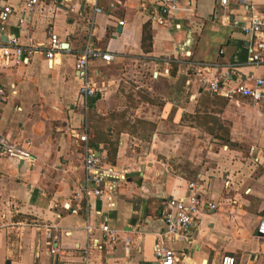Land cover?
<instances>
[{
  "label": "crops",
  "instance_id": "crops-1",
  "mask_svg": "<svg viewBox=\"0 0 264 264\" xmlns=\"http://www.w3.org/2000/svg\"><path fill=\"white\" fill-rule=\"evenodd\" d=\"M249 1L253 13L264 18V0ZM25 2L0 0V10L11 7L0 40L13 35L19 46L38 48L23 62L12 56L7 63L0 60V88L6 93L0 100V137L30 153L21 160L0 152V264H155L152 244L162 226L160 204L186 195L188 183H195L201 199L214 208L204 211L188 241H168L181 263L219 264L223 254H230L234 264H264V236L255 232L264 212V102L201 90L211 108L220 104L210 113L219 124L212 129L219 134L215 140L222 145L195 171L170 172L168 163L158 159L151 165L125 160L122 141L110 161L108 148L96 138L99 130L89 127L94 138L90 142L88 135L90 146L126 169L127 178L113 193L111 206L95 197L71 199L83 178V148L71 132L80 130L90 105L103 115L104 108L117 102L114 79L105 74L108 63L100 60L90 64L95 95L83 100L77 94L73 62L87 37L94 47L111 52L112 61L142 58L153 78L169 86L181 81L186 98L195 100L198 71L211 78L228 68L231 84H250L248 75L264 77V65H246L247 37L232 23L240 9L233 3L223 8L218 0H177L176 11L159 23L149 17L159 0H37L23 14ZM143 28L146 46L141 43ZM49 30L61 47L66 44L55 52L51 67L43 53ZM153 97L167 99L154 112L158 126L165 111L174 120L181 114L166 110L172 107L171 91L167 98L161 93ZM170 159L178 161L173 162V154ZM104 219L117 240L98 250L92 243L100 237L98 225ZM45 225L59 235L53 255L47 253Z\"/></svg>",
  "mask_w": 264,
  "mask_h": 264
},
{
  "label": "built area",
  "instance_id": "built-area-1",
  "mask_svg": "<svg viewBox=\"0 0 264 264\" xmlns=\"http://www.w3.org/2000/svg\"><path fill=\"white\" fill-rule=\"evenodd\" d=\"M37 0H26L22 13L30 11L33 4ZM177 0H159L158 8L149 16L151 20H157L163 23L162 16L173 14L176 11ZM230 3L236 5L240 11L236 13L232 20L233 24H239L241 32L247 37L246 41V65L257 66L264 65V18L253 13L252 5L249 0H218L221 7H227ZM95 12H99L98 8H94ZM11 13V7L3 6L0 10V32L3 31V22ZM80 15V12L78 11ZM20 21V20H19ZM91 24V22L89 21ZM122 25V21H118ZM8 45H11V49ZM60 40L52 31H47L46 48L43 53L48 61L47 65L52 66L51 59L56 51L61 50ZM38 48L22 47L16 44V38L13 35H7L6 41L0 40V60L7 63L9 57L15 60L26 61L30 55L37 52ZM114 56L111 52L101 50L94 47L88 37L82 49L75 54L73 62V71L78 80L77 94L81 99L94 96L96 87L91 80L94 70L90 67L91 62L100 60L109 63ZM205 67H203L204 69ZM167 73L168 68L162 70ZM196 79L197 88L210 94H216L224 98L232 99L237 96L247 98L253 104L264 102V77H255L248 75L250 84L242 81L231 84L230 72L225 68L217 76L211 78L205 77L201 71L197 72ZM188 83V81L186 82ZM6 98L3 88H0V100ZM88 130L83 124L77 132H71L72 136L82 146V169L83 178L76 185L71 195L73 201L88 199L89 197L104 200L106 206L113 205L112 195L121 183L127 178V170L118 168L112 164L98 150L90 146L88 142ZM0 152L8 157L28 160L30 153L20 144L11 142L4 137H0ZM198 186L195 183H188V193L180 197H169L164 199L160 204L159 217L162 223L161 229L155 234L152 244V252L155 264H182L181 256L171 246L168 245L170 240L188 241L192 232L197 230L201 217L207 209L214 208L211 201H203L198 194ZM204 206L206 210H204ZM69 203H66V209H69ZM71 212L75 213L76 208H72ZM3 224L0 222V230ZM90 227L86 224L85 230ZM98 229L100 237L94 239L92 245L101 250L105 245H114L117 235L114 229L108 226L106 220H102ZM255 232L259 236H264V212L260 216ZM44 240L47 247V253L53 255L57 252L59 235L51 225L44 226ZM219 264H234V258L230 254H223L220 257Z\"/></svg>",
  "mask_w": 264,
  "mask_h": 264
},
{
  "label": "rangeland",
  "instance_id": "rangeland-1",
  "mask_svg": "<svg viewBox=\"0 0 264 264\" xmlns=\"http://www.w3.org/2000/svg\"><path fill=\"white\" fill-rule=\"evenodd\" d=\"M143 46H146V41ZM144 61L142 58L124 56L109 62L105 74L114 79L117 102L114 106L104 108L103 115L90 105L83 122L87 130L89 127L99 130L96 138L102 140L108 148L110 161L114 160L118 141H122L125 160L151 165L153 160L158 159L168 163L170 172L189 168L195 171L203 161L216 156L218 145H222V142L215 140L219 134L212 129L218 128L219 124L210 113L211 110H217V105L220 104L211 108V101L201 90L195 100L187 99L181 81L169 86L166 81L153 78L151 67ZM170 91L172 107L170 110L167 107L166 110L177 109L181 114L174 120L170 112L165 111L163 124L158 126L159 118L154 112L167 99H159L153 95L161 93L167 98ZM88 131L87 134L91 136L89 141L93 142L92 132ZM222 138L225 139L220 135V139ZM175 144L177 148L171 149ZM171 154L173 162L178 159L177 163L170 162Z\"/></svg>",
  "mask_w": 264,
  "mask_h": 264
},
{
  "label": "trees",
  "instance_id": "trees-1",
  "mask_svg": "<svg viewBox=\"0 0 264 264\" xmlns=\"http://www.w3.org/2000/svg\"><path fill=\"white\" fill-rule=\"evenodd\" d=\"M148 35L146 33V30L144 31V28H143V35H142V38H141V43L144 44V42L146 41Z\"/></svg>",
  "mask_w": 264,
  "mask_h": 264
},
{
  "label": "water",
  "instance_id": "water-1",
  "mask_svg": "<svg viewBox=\"0 0 264 264\" xmlns=\"http://www.w3.org/2000/svg\"><path fill=\"white\" fill-rule=\"evenodd\" d=\"M66 46V44L64 43L63 45H62V47H65Z\"/></svg>",
  "mask_w": 264,
  "mask_h": 264
}]
</instances>
